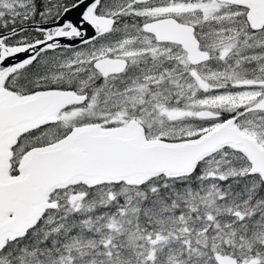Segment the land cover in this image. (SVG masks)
<instances>
[{"label":"snow or ice","instance_id":"1","mask_svg":"<svg viewBox=\"0 0 264 264\" xmlns=\"http://www.w3.org/2000/svg\"><path fill=\"white\" fill-rule=\"evenodd\" d=\"M0 264H264V0H0Z\"/></svg>","mask_w":264,"mask_h":264}]
</instances>
